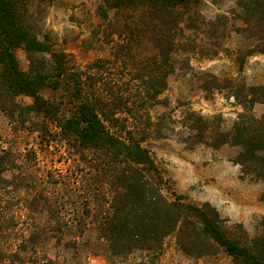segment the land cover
Segmentation results:
<instances>
[{
  "label": "trees",
  "instance_id": "trees-1",
  "mask_svg": "<svg viewBox=\"0 0 264 264\" xmlns=\"http://www.w3.org/2000/svg\"><path fill=\"white\" fill-rule=\"evenodd\" d=\"M200 3L102 0L99 15L120 41L115 42L112 58H97L86 69L74 70L64 52L38 39L25 24L17 0H0V112L11 121L18 117L24 122L29 117L34 123L31 114L41 117L34 129L41 140L50 142V137L58 136L97 175L79 205L80 212L77 209L67 216L64 201L54 199L49 187L52 171L41 173L36 152L0 145V264H58L44 250L47 241L52 238L66 248L76 245L88 223L116 255L155 248L175 233L177 244L189 255L219 248L234 264H264V243L231 235L209 202L194 204L181 194L165 195L161 171L143 146L148 133L137 122L140 108L159 102L172 71V54L188 50L190 35L185 30L198 28L192 10ZM237 6L243 31L251 30L259 38L253 52L264 53V0H237ZM141 45L147 53L138 64L146 73L137 77L141 80L139 104L129 106L109 86L104 70L119 58L135 61ZM15 48L26 51L28 70L20 68ZM35 59H41L39 65ZM228 81L231 88L233 81ZM44 86L66 89L71 109L65 112L45 98L40 93ZM243 88L231 91L242 111L231 129L216 133L213 145L240 147L233 162L242 175L264 183V115L251 114L253 104L264 100V86ZM19 95L32 97V103H18ZM190 116L203 121L194 112ZM147 118L151 124L148 114ZM261 199L264 202V190ZM67 235L71 237L65 239Z\"/></svg>",
  "mask_w": 264,
  "mask_h": 264
},
{
  "label": "rangeland",
  "instance_id": "rangeland-1",
  "mask_svg": "<svg viewBox=\"0 0 264 264\" xmlns=\"http://www.w3.org/2000/svg\"><path fill=\"white\" fill-rule=\"evenodd\" d=\"M17 4L25 24L38 39L64 52L71 69L84 70L97 58L113 57V47L120 39L99 15L102 0H17ZM192 12L199 22L197 29L185 30L190 35L188 50L172 54V71L165 90L158 95L159 102L139 110L137 122L148 133L143 146L161 171L165 195L181 194L194 204L209 202L231 235L242 240L257 239L260 245L264 243V183L242 175L241 167L233 162L240 147H216L213 143L216 133L231 129L242 111L231 91L264 86V53L253 52L259 38L251 30L243 31L237 0H201ZM145 53L141 45L135 61L119 58L104 70L109 86L129 106L139 104L141 80L137 77L146 72L138 62L145 59ZM14 54L20 68L28 70L26 51L15 48ZM39 61L35 59V65ZM228 80L233 81L231 88ZM40 93L63 111L71 109L69 93L63 87L55 90L44 86ZM16 101L28 105L32 97L19 95ZM190 112L201 115L203 121L190 116ZM251 114L264 115V100L253 104ZM31 115L34 123L29 117L24 122L18 117L11 121L0 112V145L23 152L33 149L41 173L52 171L49 187L54 199L64 201V214L73 215L77 209L79 213V205L97 175L71 154L58 136L50 137V142L41 140L34 129L35 121L41 122L42 118ZM49 126L51 132L56 131L52 124ZM42 221L43 217L39 218ZM44 250L58 264H234L231 256L219 248L203 255L185 253L175 233L155 248L112 254L92 223L77 238L76 245L66 248L51 238Z\"/></svg>",
  "mask_w": 264,
  "mask_h": 264
}]
</instances>
